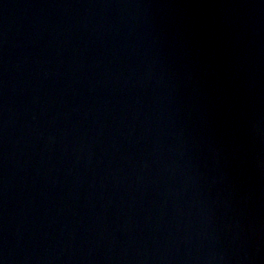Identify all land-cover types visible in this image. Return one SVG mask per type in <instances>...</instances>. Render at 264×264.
Instances as JSON below:
<instances>
[{"label": "water", "instance_id": "water-1", "mask_svg": "<svg viewBox=\"0 0 264 264\" xmlns=\"http://www.w3.org/2000/svg\"><path fill=\"white\" fill-rule=\"evenodd\" d=\"M0 264H264V0H0Z\"/></svg>", "mask_w": 264, "mask_h": 264}]
</instances>
